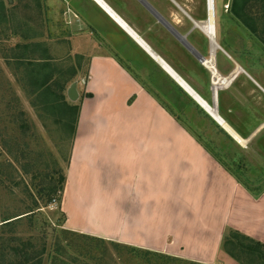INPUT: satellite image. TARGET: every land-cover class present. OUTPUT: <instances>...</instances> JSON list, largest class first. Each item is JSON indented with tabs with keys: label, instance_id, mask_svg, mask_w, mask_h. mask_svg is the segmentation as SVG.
<instances>
[{
	"label": "crops",
	"instance_id": "crops-1",
	"mask_svg": "<svg viewBox=\"0 0 264 264\" xmlns=\"http://www.w3.org/2000/svg\"><path fill=\"white\" fill-rule=\"evenodd\" d=\"M49 1L71 52L87 57L67 173L74 210L88 214L87 200L100 237L187 263L238 264L221 249L226 229L264 244V187H246L207 139L242 152L264 135V80L219 42L217 10L210 37L203 0Z\"/></svg>",
	"mask_w": 264,
	"mask_h": 264
},
{
	"label": "rangeland",
	"instance_id": "rangeland-1",
	"mask_svg": "<svg viewBox=\"0 0 264 264\" xmlns=\"http://www.w3.org/2000/svg\"><path fill=\"white\" fill-rule=\"evenodd\" d=\"M48 2L50 3L49 0H4L7 18L5 21L0 19V70L2 71L0 72V163L11 162L14 166H19L14 159L2 150V142H9L8 145L11 146L13 152L21 149L23 145H28L27 150L30 156L27 154L28 158L26 160L20 159L19 163H31L36 167L32 174L39 172L42 176H38V179L33 182L31 175H22V171H19L13 173L14 178L24 177L28 183L48 184L46 175L52 174L54 165H56V169L61 168L63 175L66 177L65 191H63L61 201L41 208L32 219L33 227L24 223L19 228L20 235L25 238L31 236L38 246L45 242L47 252L44 264H193L171 257L146 254L144 251L135 252V248L100 237L98 231H101L99 226L102 217L94 215V220L90 219L93 213L88 207L87 200L82 201L85 210L89 212L88 214L86 212L80 214L79 210H74L75 208L72 206L74 200L71 199L74 193L72 191V171L69 176L67 174L72 151L70 134L55 124L51 115L43 114L45 127L42 126V121L37 120L36 113L30 107L27 97L1 59V55L4 54L7 46L9 48V46L19 43L35 44L39 41L44 42L47 46L46 50L40 47L34 50L33 54L39 58L49 56L55 60L57 71H62L64 75L65 88L63 95L66 102L74 105L80 101L79 99L83 96V86L81 84L83 79L81 77L85 75L87 70V57L71 52L68 25L61 20L60 12L57 11L54 4ZM231 2L232 0H215V7L217 4L216 32L218 40L220 42V34L223 37V47L239 49L242 60L253 65L256 75L259 77L258 79L263 81L264 46L256 39L255 35L251 36L246 30H241L238 27L237 20L229 14V8L225 9L224 7L226 4L230 6ZM186 9H189L187 13L192 18L202 15L199 14L198 6H188ZM213 10L212 7V15ZM256 10H259V8L256 7ZM225 12L229 13L225 14ZM208 25L210 24L204 25L206 31L209 35L210 33L214 35V18L211 23L212 30L207 27ZM10 54L11 52L8 50V55L11 56ZM72 90L77 93L75 100H72L69 96L70 93L72 94ZM8 106L9 108H7ZM17 112H21L23 119H27L30 123L31 131L28 132V136L25 138H22L18 132V124L13 120V115ZM37 132L43 138L41 142ZM207 139L214 142L216 146L219 145L220 149L218 148L216 153L226 164V167L232 169L237 179L246 184V187L248 186L254 191L264 187V135H258L254 141L248 144L249 149L242 152L222 146L219 136L212 134L208 135ZM13 141L17 142L18 145H14ZM38 145H41L40 148H47L48 152L37 156V148L35 147ZM240 145L245 148L246 142L244 141ZM13 156H17V154L14 152ZM68 157L69 161H67ZM53 161L56 163H53ZM4 172L6 174L7 170ZM23 190V185L15 189L13 194H10L9 191L0 190L1 216L23 213L25 212V206L31 205V199L24 194ZM32 192L36 195L34 189H32ZM63 199H65L64 209L62 208ZM39 202L41 203V201ZM43 206L44 204L41 203L40 207ZM66 208L73 210L72 214L70 213L71 222L74 225H80L81 231L67 227ZM95 217H98V221ZM89 227H94L96 230L89 231ZM63 229L73 233H63ZM53 258H56L55 262H52Z\"/></svg>",
	"mask_w": 264,
	"mask_h": 264
},
{
	"label": "trees",
	"instance_id": "trees-1",
	"mask_svg": "<svg viewBox=\"0 0 264 264\" xmlns=\"http://www.w3.org/2000/svg\"><path fill=\"white\" fill-rule=\"evenodd\" d=\"M3 2L4 0H0V19L5 21L7 11ZM256 7L259 10H256ZM215 9L217 10V4ZM229 12L252 35H255L256 39L264 46V0H232ZM193 18L199 20L198 16H194ZM203 19H205V14ZM40 47L44 50L47 48L46 44L41 41L35 44L19 43L9 46V48L7 46L4 54L1 55V59L27 97L30 107L36 113L37 120L39 122L42 121V126L45 127L43 114L53 116L55 124L59 125L64 131L69 132L72 143L76 132L80 102L74 105L66 102L63 95L65 88L64 75L62 71H57L55 60L49 56H41L39 58L33 54L34 50ZM8 50L11 52V56L8 55ZM0 72L2 71L0 70ZM86 97L90 98L91 95L87 94ZM13 120L18 124V132L22 138L28 136V132L31 131L30 123L27 119H23V114L17 112L13 115ZM37 134L41 142L43 138L40 136V133L37 132ZM8 143L7 141L2 142L1 148L19 166H14L11 162L0 163V190L9 191L10 194H13L15 189L23 185V192L31 199V205L25 206V212L23 213L6 214L5 216H1L0 214V264H44L47 252L45 242L38 246L31 236L28 238L22 237L19 228L24 223L33 227L32 219L41 208L61 201L66 177L63 175L61 168L56 169L57 167L54 165L52 174L46 175L48 184L28 183L24 177L14 178L13 173L15 174L19 171H22V175H31L33 182L38 179V176L42 175L39 172L32 174V171L36 167L31 163H19L20 159L26 160L28 158V145H23L21 149L14 151L17 156H13L14 152ZM13 144L18 145L14 141ZM40 147L41 145L35 147L37 148V156L48 152L47 148ZM67 161H69V157ZM53 163L56 162L53 161ZM5 170H7L6 174ZM32 189L35 190L36 195H34ZM39 201L44 204L43 207H40L41 203ZM62 231L63 233H73L64 229ZM221 249L238 264H264V244L235 230H225ZM134 251L138 252L142 250L135 248ZM145 253L152 254L150 252ZM55 261L56 258H53L52 262Z\"/></svg>",
	"mask_w": 264,
	"mask_h": 264
},
{
	"label": "bare ground",
	"instance_id": "bare-ground-1",
	"mask_svg": "<svg viewBox=\"0 0 264 264\" xmlns=\"http://www.w3.org/2000/svg\"><path fill=\"white\" fill-rule=\"evenodd\" d=\"M209 13V14H208ZM208 15L210 16V18H209V22L208 23H206V24H210V25H208L207 27L208 28H210V30H212V27H211V23H212V21H213V15H212V5L210 6V8H209V10H208ZM207 15V16H208ZM208 33V32H207ZM212 36V33H210V37ZM165 67V66H164ZM175 77V76H174ZM175 79H176V77H175ZM179 80V79H178ZM179 84H182L185 88H186V86L179 80ZM187 89V88H186ZM216 93V92H215ZM200 102V101H199ZM202 104V106L203 107H205L207 110H209L210 112H211V114H213L214 112L213 111H211L208 107H206L203 103H201ZM214 115H215V113H214ZM214 118H216V120L222 125V127L240 144V138L238 137V136H236L234 133H233V131L230 129V128H228L227 126H225L216 116L214 117ZM242 140V139H241Z\"/></svg>",
	"mask_w": 264,
	"mask_h": 264
},
{
	"label": "water",
	"instance_id": "water-1",
	"mask_svg": "<svg viewBox=\"0 0 264 264\" xmlns=\"http://www.w3.org/2000/svg\"><path fill=\"white\" fill-rule=\"evenodd\" d=\"M209 18H210V16H209ZM168 70V69H167ZM169 71V70H168ZM169 73L174 77V75L171 73V71H169ZM176 80L179 82V80H178V78H176ZM180 83V82H179ZM182 85V84H181ZM182 87L183 88H185L183 85H182ZM186 89V88H185ZM189 93H191L188 89H186ZM71 92V91H70ZM192 94V93H191ZM70 98L72 99V100H75L76 98H77V93L75 92V91H73L72 90V94L70 93ZM205 108V107H204ZM205 110L214 118L215 117V115H214V113L213 114H211V112L209 111V110H207L206 108H205ZM215 120H216V118H214ZM217 121V120H216ZM218 122V121H217ZM219 123V122H218ZM220 124V123H219ZM221 125V124H220Z\"/></svg>",
	"mask_w": 264,
	"mask_h": 264
},
{
	"label": "built area",
	"instance_id": "built-area-1",
	"mask_svg": "<svg viewBox=\"0 0 264 264\" xmlns=\"http://www.w3.org/2000/svg\"><path fill=\"white\" fill-rule=\"evenodd\" d=\"M205 3H206V9H207V11L209 10V8H210L211 5H212V7L214 9V2H213V0H205ZM224 7H225V9H228L229 8V5L226 4Z\"/></svg>",
	"mask_w": 264,
	"mask_h": 264
},
{
	"label": "flooded vegetation",
	"instance_id": "flooded-vegetation-1",
	"mask_svg": "<svg viewBox=\"0 0 264 264\" xmlns=\"http://www.w3.org/2000/svg\"><path fill=\"white\" fill-rule=\"evenodd\" d=\"M213 2H214V10H215V0H213ZM203 3H204V6H206V5H205V4H206V3H205V0H203ZM214 10H213V11H214Z\"/></svg>",
	"mask_w": 264,
	"mask_h": 264
}]
</instances>
